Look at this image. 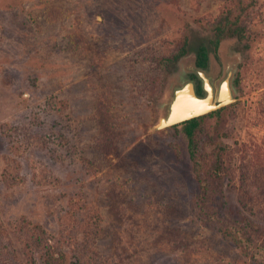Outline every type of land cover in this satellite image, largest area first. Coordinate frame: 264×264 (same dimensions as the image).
<instances>
[{"label":"rangeland","instance_id":"374dc122","mask_svg":"<svg viewBox=\"0 0 264 264\" xmlns=\"http://www.w3.org/2000/svg\"><path fill=\"white\" fill-rule=\"evenodd\" d=\"M231 4L245 30L199 69ZM241 4L0 0V264H263L217 230L264 231V0ZM199 73L234 99L196 132L206 191L157 127Z\"/></svg>","mask_w":264,"mask_h":264},{"label":"trees","instance_id":"16d2710c","mask_svg":"<svg viewBox=\"0 0 264 264\" xmlns=\"http://www.w3.org/2000/svg\"><path fill=\"white\" fill-rule=\"evenodd\" d=\"M242 0H236V5H239L241 12H245L248 10V6L243 8V4H241ZM241 4V6H240ZM234 4H231V7L228 8L223 15L218 20L217 24L214 27L215 33L213 39L209 41V45L204 43H199L196 48V65L199 69H206L207 60L210 55L211 49L216 53L219 44L222 39L225 37H233L238 36L242 33V30H245V27L241 26L238 22L240 19V15H234L233 13ZM242 38V37H241ZM186 41L184 46L180 49L177 56H184L187 53L186 50ZM176 56V57H177ZM192 81H199L197 76H191ZM201 84L200 82L197 84L196 92L198 96H201ZM223 110V109H222ZM221 109L213 111L211 113L206 114L207 116L213 115L215 113H219L222 111ZM206 115L185 121L181 123L182 129L187 136L188 139V150L191 161L194 163V172L196 177L199 179L200 186L205 189H208V181L205 180V177H202L200 173H202V162L199 157V149L196 141V132ZM221 157V156H220ZM220 157L217 156L216 160L218 163L220 162ZM215 173H218L215 170ZM208 199H203L202 202L206 203ZM224 219V218H222ZM220 220V226H218L217 230L221 234L223 238H228L237 248L241 250L243 254L246 256H250L254 260L261 262L264 264V231L252 220H246L242 226L240 221L227 222L226 220ZM89 221L83 222V225H86ZM95 223V222H92ZM221 223H224L221 225Z\"/></svg>","mask_w":264,"mask_h":264},{"label":"water","instance_id":"95a60500","mask_svg":"<svg viewBox=\"0 0 264 264\" xmlns=\"http://www.w3.org/2000/svg\"><path fill=\"white\" fill-rule=\"evenodd\" d=\"M199 76H202L201 79L203 80L204 84L205 78L203 74L199 73ZM205 84L204 90L207 92L205 97H199L197 95L195 84L193 82H188L182 87L178 88L174 93V97L169 106L168 114L165 118L160 120L157 126L158 129L172 127L185 121L206 115L213 111L219 110L234 101L228 81L224 83L226 87V97L223 98L220 92L219 99L217 101L213 100L211 87L207 84L205 86Z\"/></svg>","mask_w":264,"mask_h":264},{"label":"bare ground","instance_id":"6f19581e","mask_svg":"<svg viewBox=\"0 0 264 264\" xmlns=\"http://www.w3.org/2000/svg\"><path fill=\"white\" fill-rule=\"evenodd\" d=\"M222 91H221V94H222V97L223 98H225L226 96V87H225V85L224 86H222V89H221Z\"/></svg>","mask_w":264,"mask_h":264},{"label":"flooded vegetation","instance_id":"af4514ba","mask_svg":"<svg viewBox=\"0 0 264 264\" xmlns=\"http://www.w3.org/2000/svg\"><path fill=\"white\" fill-rule=\"evenodd\" d=\"M223 85H224V84H223ZM202 88H203V90L205 89V88H204V84L202 85ZM221 89H222V87H221ZM204 91H205V90H204ZM211 91L213 92V90H211ZM205 92H206V91H205ZM206 93H207V92H206Z\"/></svg>","mask_w":264,"mask_h":264}]
</instances>
